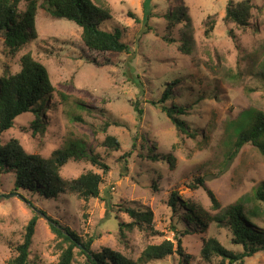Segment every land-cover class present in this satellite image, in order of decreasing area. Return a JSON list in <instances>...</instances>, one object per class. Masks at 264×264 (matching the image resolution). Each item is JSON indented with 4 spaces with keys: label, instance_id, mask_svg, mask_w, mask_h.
<instances>
[{
    "label": "rangeland",
    "instance_id": "374dc122",
    "mask_svg": "<svg viewBox=\"0 0 264 264\" xmlns=\"http://www.w3.org/2000/svg\"><path fill=\"white\" fill-rule=\"evenodd\" d=\"M101 1L111 13L107 25L123 27L124 38L133 42L130 53L89 50L78 25L42 7L36 16L37 36L16 55L9 54L0 35V81L16 74L21 57L31 52L48 66L55 86L41 110L39 129L34 125L37 116L25 113L13 128L0 132L2 143L18 139L27 153L48 158L78 142L89 157H71L61 168L62 178L70 181L88 170L102 176L100 196L86 200L67 189L46 196L19 188L13 170H0V264L15 255L35 213L40 217L29 256L34 264L57 262L67 246L52 232L49 217L85 241L94 238L95 252L110 247L134 259L149 244L169 240L176 246L186 226L192 231L182 236L184 256L173 253L147 264H220L219 257L203 256L204 239L214 237L228 249L244 250L233 243L226 221L217 218L227 206L241 198L252 224L264 230V202L250 199L264 185V154L248 143L233 159L227 155L241 113L264 112V0H251L248 27L226 18L229 4L241 0H152L150 28L129 13L143 20L144 0ZM27 5L23 0L20 10ZM176 13L179 18L168 19ZM185 44L191 51L183 50ZM171 86L172 97L162 101ZM165 105L186 108L178 117L188 132L177 129L163 111ZM107 135L118 138L120 149L102 145ZM91 156L108 164V171ZM199 179L205 180L204 186ZM208 189L219 207H214ZM174 192L203 212L205 227L184 219L181 202L176 208L171 205ZM131 206L152 210V226L120 227L132 221L123 211ZM75 257L83 260L78 249ZM234 264H264V252Z\"/></svg>",
    "mask_w": 264,
    "mask_h": 264
},
{
    "label": "trees",
    "instance_id": "16d2710c",
    "mask_svg": "<svg viewBox=\"0 0 264 264\" xmlns=\"http://www.w3.org/2000/svg\"><path fill=\"white\" fill-rule=\"evenodd\" d=\"M22 1L0 0V35L4 39V45L10 55H16L29 39L37 36L36 16L39 7L49 10L54 17L67 19L78 25L82 30L83 43L91 51L98 53L131 52L133 42L124 38L125 29L120 26L107 25L106 22L111 17V13L108 7H104L105 3L101 0H42V3L40 0H28L25 11L20 10ZM143 7V20L136 14L129 13L137 21L143 22L145 27L150 28L148 23L153 14L152 0H144ZM253 8L254 4L251 0H241L234 6L229 4L226 18L239 27H248L250 19L253 17ZM171 18H179V16L177 13L169 14L168 19ZM212 29L211 25L207 33L210 34ZM182 47L187 52L191 51V45L185 44ZM129 78L132 79L130 76ZM54 91L55 86L48 66L36 59L31 52L24 54L21 57V69L14 75H5L0 81V132L13 128L16 119L25 113H33L37 116L34 125L39 129L41 110L46 106L47 98ZM172 93L173 87H167L162 101L170 99ZM135 108L140 115L143 113L138 102ZM162 109L179 131L188 132L186 122L178 117L187 113L184 106L165 105ZM77 118L81 119V116H77ZM235 123L236 139L228 151V158L233 159L248 143L255 145L264 154V112L257 109L243 111ZM102 145L111 150L120 149V141L113 135H107ZM133 147H136L135 142ZM124 155L131 156L132 150ZM71 157L81 159L89 156L84 154L83 146L78 142H72L65 149L57 150L52 156L46 158L27 153L18 139H12L8 143H2L0 139V170L4 172L13 170L17 175V187H23L34 193L41 191V195L46 196H53L67 189L77 192L86 200L99 197L100 184L102 183L101 174L88 170L70 181L62 178L61 168ZM158 157L157 154H151L153 160H157ZM164 157L165 160H170L169 156ZM91 159L93 163L98 164L104 170V173L108 171V164L101 161L98 156H91ZM199 182L200 185H205L204 179H199ZM208 193L214 207H219L220 203L214 192L208 189ZM250 199L255 204L259 201L264 202V185L254 190ZM170 203L174 208L177 203L184 207L185 212L182 216L190 224L200 227L207 225V219L203 212L196 209L191 202L180 198L177 192L171 196ZM123 211L128 213L132 221L129 224L120 223V227L126 226L132 229L133 226L144 224L152 226L154 220L152 210L131 206L125 207ZM250 211L254 212L253 209ZM39 217L40 215L35 213L29 221L25 228L23 242L15 247V255L6 264H34L31 263L29 256ZM217 218L219 221H226L233 243L242 245L244 250L235 252L228 249L226 244L221 243L218 239L209 237L204 239L201 248L206 259L216 256L220 258V264L243 263L245 258L251 257L257 252H264V230L252 224L246 215V204L241 198L236 203L227 206L222 215ZM49 219L52 232L67 244L66 247H63L59 260L51 264H147L152 259H161L173 253L184 256L182 236L190 234L192 231L185 226L181 230V236H177L176 246L169 240H165L161 244H149L138 258L134 259L110 247L95 252L92 250L94 238L85 241L70 227L59 225L51 217ZM63 243L60 245L61 247ZM76 249H78V254L83 256V260L76 259Z\"/></svg>",
    "mask_w": 264,
    "mask_h": 264
}]
</instances>
